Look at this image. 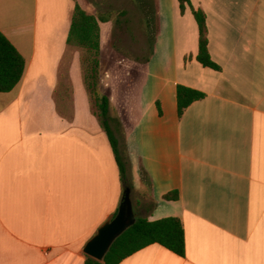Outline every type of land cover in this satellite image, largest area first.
Instances as JSON below:
<instances>
[{
  "label": "crops",
  "instance_id": "0c3cea01",
  "mask_svg": "<svg viewBox=\"0 0 264 264\" xmlns=\"http://www.w3.org/2000/svg\"><path fill=\"white\" fill-rule=\"evenodd\" d=\"M131 2L137 35L151 41L135 99L124 97L131 125L116 137L136 213L179 218L186 253L151 244L120 264H264V0H191L220 70L197 60L191 7ZM76 5L98 12L91 0H0V32L26 60L20 83L0 92V264H86V244L122 202L116 156L67 43ZM178 85L206 94L182 116Z\"/></svg>",
  "mask_w": 264,
  "mask_h": 264
},
{
  "label": "trees",
  "instance_id": "16d2710c",
  "mask_svg": "<svg viewBox=\"0 0 264 264\" xmlns=\"http://www.w3.org/2000/svg\"><path fill=\"white\" fill-rule=\"evenodd\" d=\"M179 3L182 12L188 6L191 7L198 24L199 52L197 60L205 67L220 70L221 67L212 60L209 53L206 14L203 10L194 8L191 0H179ZM109 17V14L104 13H89L80 5H76L67 43L83 51V63L86 72L84 81L95 105L94 112L100 119L116 156L122 177L123 191H125L129 188L132 189V184L128 177L126 164L121 156L118 138L110 123V98L99 91L102 23L107 22ZM25 68L26 60L23 55L9 38L0 32V92L13 90L20 83ZM205 95V93L194 88L178 85L179 115L182 116L194 101L204 98ZM178 196L177 191H172L165 198L174 200ZM151 244H160L170 251L184 256L186 253V234L182 221L177 217L150 221L148 217L139 216L137 222L114 242L103 261L88 257L86 264H120L125 258Z\"/></svg>",
  "mask_w": 264,
  "mask_h": 264
},
{
  "label": "rangeland",
  "instance_id": "374dc122",
  "mask_svg": "<svg viewBox=\"0 0 264 264\" xmlns=\"http://www.w3.org/2000/svg\"><path fill=\"white\" fill-rule=\"evenodd\" d=\"M91 3L94 4L92 7H95L97 13L109 14L111 18V25L106 31L105 45L100 55L99 91L101 94L108 93L113 98L112 103L110 102V123L116 136L123 139L125 131L131 125L132 118L130 106L125 107L124 97L129 92L132 100L135 99L142 75L139 67L144 65L148 55L146 52H140V48L148 45L151 38L137 35L140 32L137 28L140 24L139 15L131 0H91ZM110 45L114 46V49H109ZM75 48L77 47L72 50H76ZM77 50L85 75L83 51L79 48ZM71 53L68 52L65 63L70 60ZM64 71L66 70L64 69ZM92 103L95 108L94 102ZM120 150L128 172L129 156L125 150ZM137 198L138 194H134V199ZM137 210L139 214H142L140 207Z\"/></svg>",
  "mask_w": 264,
  "mask_h": 264
},
{
  "label": "water",
  "instance_id": "95a60500",
  "mask_svg": "<svg viewBox=\"0 0 264 264\" xmlns=\"http://www.w3.org/2000/svg\"><path fill=\"white\" fill-rule=\"evenodd\" d=\"M138 217L132 200V189L129 188L123 192L117 214L99 228L86 244L84 252L95 260L103 261L114 242L137 222Z\"/></svg>",
  "mask_w": 264,
  "mask_h": 264
}]
</instances>
